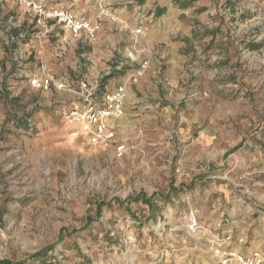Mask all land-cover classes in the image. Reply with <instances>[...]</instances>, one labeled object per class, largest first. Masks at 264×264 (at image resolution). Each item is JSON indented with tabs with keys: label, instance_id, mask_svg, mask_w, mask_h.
<instances>
[{
	"label": "rangeland",
	"instance_id": "obj_1",
	"mask_svg": "<svg viewBox=\"0 0 264 264\" xmlns=\"http://www.w3.org/2000/svg\"><path fill=\"white\" fill-rule=\"evenodd\" d=\"M35 1L100 31L45 33L20 0H0V262L209 264L217 240L261 249L264 0ZM123 68L103 88L126 91L115 143L93 147L64 114L82 84L100 97ZM42 76L48 89L30 85ZM138 194L153 212L127 202Z\"/></svg>",
	"mask_w": 264,
	"mask_h": 264
},
{
	"label": "built area",
	"instance_id": "obj_2",
	"mask_svg": "<svg viewBox=\"0 0 264 264\" xmlns=\"http://www.w3.org/2000/svg\"><path fill=\"white\" fill-rule=\"evenodd\" d=\"M26 10L33 15L35 25L47 33L51 27H58L74 39L92 41L100 31L97 22L85 17L77 16L63 7H47L41 1L20 0ZM137 31L136 34H139ZM139 70L134 80L141 76ZM136 77V78H135ZM30 85L38 89H48L52 79L48 76L33 78ZM83 95L82 106L74 107L65 112L64 118L71 124L78 125L85 135V140L93 147L106 149L115 143V134L109 126L110 121L122 117L126 97L125 87L119 85L103 96L95 97L88 90L86 84L81 85ZM75 135L77 136L76 132ZM122 146L117 147L121 154ZM214 259L209 264H264V246L250 254H243L238 250L229 248L223 240H217L211 248Z\"/></svg>",
	"mask_w": 264,
	"mask_h": 264
},
{
	"label": "trees",
	"instance_id": "obj_3",
	"mask_svg": "<svg viewBox=\"0 0 264 264\" xmlns=\"http://www.w3.org/2000/svg\"><path fill=\"white\" fill-rule=\"evenodd\" d=\"M198 0H177L174 2V5H176L179 9L185 10L188 9L190 7H192L193 3H195ZM233 1H237V0H233ZM232 0H228V4L232 5L233 4ZM202 10H199V12H201ZM165 12L164 8H158L157 9V14L160 16ZM205 34L207 35V33L204 31V28H201L200 30L197 29V32L194 33V37L195 39H201L202 37L205 36ZM126 72V68H123L121 71H115L112 70L108 76L104 77L99 84V89L95 92V95L97 96H103L105 95L107 92L104 91V86L107 84V82L109 80L115 79V78H119L121 76H123ZM238 146L235 147L233 149V151L237 150ZM153 196L151 197H146L144 194H138L137 196H135L134 198H127V202H131V203H135V204H142L144 206H146L150 211H154L155 210V206L153 205ZM161 200H163L164 202L168 201V197H160ZM36 257V256H34ZM0 264H11L7 261H2L0 262ZM16 264H23V262H19Z\"/></svg>",
	"mask_w": 264,
	"mask_h": 264
},
{
	"label": "crops",
	"instance_id": "obj_4",
	"mask_svg": "<svg viewBox=\"0 0 264 264\" xmlns=\"http://www.w3.org/2000/svg\"><path fill=\"white\" fill-rule=\"evenodd\" d=\"M114 122H115V121H113V120L109 122V125H110L109 127H110V128H112V127H113V125H114Z\"/></svg>",
	"mask_w": 264,
	"mask_h": 264
}]
</instances>
